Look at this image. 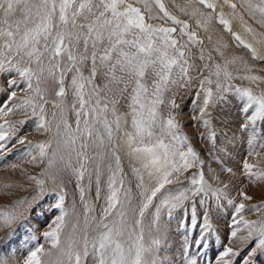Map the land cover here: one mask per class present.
<instances>
[{
	"label": "snow or ice",
	"instance_id": "1",
	"mask_svg": "<svg viewBox=\"0 0 264 264\" xmlns=\"http://www.w3.org/2000/svg\"><path fill=\"white\" fill-rule=\"evenodd\" d=\"M200 3L206 4V0H200ZM244 3L253 18L259 14L258 22L264 25V0H259V3L244 0ZM206 6L214 10L213 4L207 3ZM231 7L235 9L236 5L231 4ZM160 8L164 11L163 4H160ZM17 12L20 13V17L14 18ZM164 16L173 24L182 23L170 16L167 11H164ZM220 23L228 25L223 16L220 17ZM187 28L188 25L183 24V29ZM228 30L231 31L230 26ZM248 30L251 31V29ZM176 31L175 27H153L146 24L140 9L127 3V0H0V72L15 70L26 80L27 87L43 100V94L38 85L45 71V58L51 65L48 68V74L54 75L52 69H60V62L53 63V61L56 57L67 53L70 66L66 70L60 69L58 81L60 87L57 95L66 96L65 72L75 70L71 80L75 97L71 110L75 115V126L69 123L63 102L54 104L53 107L61 110L56 123L57 151L62 145L66 150L75 152L79 167L72 168V171L81 182L88 172V165L90 163L93 165L97 177V199H99L101 167L103 166L108 173L109 191L99 219L94 215L95 208L86 205L87 212L93 215L85 218L82 233L78 234L79 221L72 225L73 235L63 248H61L60 237L67 226L66 211L57 218V227L44 234L45 239L51 242V246L60 251V257L55 264H159L157 258L159 239L153 237L145 243L143 221L147 210L154 205V201L157 202L153 224L158 225L161 209H166L171 219L173 211L183 208L184 201L191 196L207 194L202 172L199 177L193 176L188 181L190 187L166 189V185H171L187 169L194 167L197 160V153L191 146H187L186 152L182 150L186 137L180 136L175 119L169 116L165 120L159 111V105L164 103L163 93L170 83L174 67L179 69L181 81L179 86L183 87L185 78L191 79L188 77L185 52L177 47L178 42L172 38V34ZM183 34L190 41L195 42L194 34L186 32ZM235 39L244 44L240 36L237 35ZM81 40L84 44V52L79 56V65L82 66L89 58L91 59L90 75L87 78L83 76L81 67L77 64L78 57L71 50L78 46ZM105 41L107 46L101 48ZM89 46L92 48L91 53L88 52ZM244 46L251 49L254 56L256 55L251 45L244 44ZM33 63L37 65L35 69L30 66ZM234 63L235 61H226L223 67L216 64L215 70H210V76L216 77L215 81L207 78L200 82V87L204 88L205 84L215 83L219 93L218 98L223 100V93L233 89V85L228 82L234 78H240L234 77L228 70V65ZM98 64L105 68V76L109 78L110 83L123 85L119 91L121 96L125 92L129 93L127 97L129 111L126 115L118 112L116 108L118 99L104 101L101 98L100 90L94 84ZM149 67L154 69L157 77L150 96L149 88L144 81ZM117 73L120 75L118 76ZM243 78L253 82L261 79L255 75ZM33 79L36 80V88H33ZM86 83L92 85L91 92H85ZM133 84L129 92V86ZM109 91L112 89L109 88ZM235 93L242 99H246L245 112L255 105V114L251 116L253 122L258 117L264 118V93L254 94L250 88H235ZM15 95V92L11 93L13 98ZM212 98L213 91L209 87L203 101L205 107L212 102ZM109 103L112 105L111 108ZM19 104L30 107L33 115L39 112L38 128L44 132L51 131L45 114L46 100L40 104L32 100L21 101ZM171 106L176 107L175 101L171 102ZM0 107H3L2 101H0ZM129 116L131 130L122 126L128 125ZM53 118H56V113H53ZM12 131L11 126L0 125V155L8 150ZM121 140L127 148V155L139 163V167L135 170L138 173V186L141 189L142 200L138 218L134 221L128 218L127 193L121 195L124 189L123 167L121 157L118 155ZM89 142L94 150L105 149V152L97 151L94 156L89 157L87 152ZM16 143L23 145L25 140L17 138ZM12 146L15 147V144ZM51 148V141L29 145L18 155L30 156L32 162H43L47 159L48 167L52 168L55 153L49 155ZM109 151L111 162H108L106 158ZM60 160L64 161L63 155L60 156ZM71 167L72 160L69 158L65 162V168ZM251 167L247 163L244 164L245 170ZM38 183L43 189L45 181L40 180ZM213 195L219 207L222 194L217 190L213 192ZM80 196L83 200L82 183ZM244 199H251V197L245 195ZM63 203L64 198L61 196L57 207L62 208ZM197 203L204 204V197L201 196L200 200L193 201L188 206L191 217L186 222V228L196 229L198 223H202L203 227L195 241L197 253H199L202 248L207 247L204 237L206 233L212 231V225L207 212L202 214L198 221ZM233 203L232 200H227L228 205L231 206ZM244 209L243 203L234 208L235 217L239 219L233 218L234 230L230 232V236L236 238L237 232L245 228L248 234L240 240L241 242L252 241V246L243 256L233 251L231 247L225 248L220 256L221 259L228 256L240 257L241 264H250L251 258L258 255L257 249H259V256L264 257V222L256 224L243 220L242 228L236 227L241 224V213ZM252 210H255V207ZM0 218L6 225H10L16 216L6 211L0 213ZM14 235L9 233L3 243L9 244ZM51 255L50 252H45L43 245H36L29 250L25 264H45L42 257ZM0 264H8L2 255H0ZM188 264H197V262L194 258H189Z\"/></svg>",
	"mask_w": 264,
	"mask_h": 264
},
{
	"label": "rangeland",
	"instance_id": "2",
	"mask_svg": "<svg viewBox=\"0 0 264 264\" xmlns=\"http://www.w3.org/2000/svg\"><path fill=\"white\" fill-rule=\"evenodd\" d=\"M253 3H259V0H252ZM133 7L139 8L145 18V23L153 27H175L177 31L172 34L177 47L185 52L184 59L188 64V77L185 78L183 87L179 86V69H173L170 83L167 90L163 93L164 103L159 105V111L166 120L169 116L173 117L179 126V134L182 138L186 137L183 151H187V146H191L197 153V160L194 167L187 169L178 180L171 185H166V189H179L188 185V181L193 177H199L203 173L205 181V191L197 196H191L184 201V207L174 210L172 218L169 219L166 209H161L158 225L153 224L156 201L145 213L144 238L148 243L151 238L159 239L158 261L159 264H188L189 258H194L197 264H241L240 257L228 256L221 259L220 253L225 248L231 247L233 251L239 252L241 256L252 246V241L241 242L240 238L248 234V230L242 228L243 220L259 224L264 222V118L258 117L255 122L251 116L255 114L253 108L248 109L246 99H242L235 88H250L254 94L264 93V61L258 60L249 48L245 47L235 39L238 35L236 28L232 24V19L238 22L248 30L249 36H253L262 42L264 47V25L259 23V14L255 18L250 14L244 0H206L207 3L214 5V10L209 9L206 4H201L200 0H127ZM160 4H163L164 11L182 23L173 24L171 20L164 16ZM231 4H235L233 9ZM219 11V12H218ZM223 13V14H222ZM229 14L231 17H228ZM228 22V25L220 23V17ZM20 17L17 12L16 17ZM183 24L188 28L183 29ZM231 28V31L228 28ZM241 32V30L239 29ZM194 34L195 42L190 41L183 33ZM239 36V35H238ZM241 38V37H240ZM241 40H243L241 38ZM75 43V42H74ZM105 41L102 47H106ZM78 57L84 52V44H80L71 49ZM92 48L89 46L88 52ZM171 51V50H169ZM203 55V59H201ZM60 62V69H67L70 65L67 60V53L56 57L53 63ZM226 61H235L228 65V70L233 73L234 78L228 83L233 85L232 90L223 93L224 99L218 98L216 85H204L200 87V82L210 78L215 81L214 75L210 76V70H215V65L224 66ZM23 66V65H21ZM33 69L37 67L35 63L30 65ZM83 66V76L90 75L91 59L85 62ZM207 66V67H206ZM47 58H45V71L41 77L38 87L43 94V100L34 94L27 87L26 80L19 76L15 71L0 72V101L3 107H0V125L11 126V143L8 150L0 155V213H13L16 218L10 224L6 225L0 218V255L8 261V264H25L28 252L36 245H43L45 252H50L51 256H44L42 259L45 264H55L60 257V251L51 246V242L46 240L44 234L51 232L57 227V218L67 212L66 227L60 237L61 248L66 247L73 233L72 225L79 221L78 234L82 233L85 227V218L90 217L86 205L91 206L92 201L97 206L96 217L100 218L101 209L104 206L105 199L108 196V173L105 176L104 189L97 199L96 175L92 164L88 165V172L85 174L83 182L79 181L72 168H78L75 152L66 150L62 145L57 151L56 123L61 115V110L53 107L54 104L63 102L66 109V117L69 123L75 126V115L71 110L74 102V90L71 85L73 72H65L64 88L66 96L57 95L60 87V69L53 68L54 75L48 74ZM119 76L120 73H117ZM258 76L261 79L251 81L244 79L245 76ZM157 80L155 71L149 67L144 81L151 94L154 82ZM171 81H175L174 83ZM33 88L37 87L36 80L32 81ZM94 84L100 90V96L104 101L118 99L116 105L118 112L126 115L128 109V92L123 96L119 94L123 85L110 83L109 78L105 76V68L99 66ZM107 86V87H106ZM134 86H129V92ZM211 87L213 91L212 102L204 106V98L207 88ZM109 88L112 91H109ZM92 85L86 83L85 92H91ZM15 92L13 98L11 93ZM32 100L34 103L45 104L46 119L49 121L51 131L44 132L38 128L39 112L33 115L30 107L20 106L19 102ZM175 101L176 107L171 106ZM109 107L112 105L109 103ZM203 110V112H202ZM56 113V118H53ZM128 125H122L129 130L131 117H128ZM246 125V127H245ZM17 138H23L25 144L16 143ZM52 142V148L49 149V155L54 156L53 167H48V160L43 162H32L31 157L27 155H18L29 145ZM15 144V147L12 145ZM90 146L87 149L89 157L96 152L104 153L105 149L94 150ZM118 155L121 157L123 167L124 189L121 191L123 196L125 192L128 196L129 204L127 206L128 218L135 220L138 218L139 207L141 204V189L138 184V173L135 170L139 163L127 155V148L120 141ZM64 156V161L60 156ZM71 158L72 167L65 168V162ZM108 162H111V152H107ZM252 167L245 170L244 164ZM48 173V175H45ZM103 176V166L99 180ZM44 180L43 189L38 181ZM84 187V198L81 200L80 186ZM219 191L221 195L220 206H217L213 192ZM247 195L251 199H244ZM63 196V207H57L60 203V197ZM204 197L205 203L196 204V215L199 218L207 212L209 221L212 225V231L205 234L207 247L202 248L199 253L195 246V241L203 227L198 223L196 229L186 228V222L190 220L191 210L188 207L193 201ZM227 200H232L233 205H228ZM245 205L241 213L242 221L240 225L242 230L237 232V237L232 238L230 232L233 229L232 223L235 217L234 208L239 204ZM255 210H252L254 209ZM111 218V217H110ZM239 219V217H235ZM14 233V237L9 244H4V238ZM251 258L250 264H264V257L259 256Z\"/></svg>",
	"mask_w": 264,
	"mask_h": 264
},
{
	"label": "bare ground",
	"instance_id": "3",
	"mask_svg": "<svg viewBox=\"0 0 264 264\" xmlns=\"http://www.w3.org/2000/svg\"><path fill=\"white\" fill-rule=\"evenodd\" d=\"M219 12V11H218ZM223 14V13H222ZM227 16L228 17H230V19L231 18H233V17H231L229 14H227ZM232 24L235 26V28H236V33L243 39V41L245 42V44H247V45H251L252 46V49H254L255 50V53H256V55H255V57L258 59V60H260V61H264V47H263V44H262V42L261 41H259L258 39H256L255 37H253V36H249L250 35V33L248 32V30L247 29H245V28H243L242 26H236V25H238V22L237 21H234L233 19H232ZM239 29L241 30V32L239 31ZM251 52H252V50L251 49H249ZM253 53V52H252ZM80 67H81V71H82V73H83V66H81L80 65ZM107 160H108V158H107ZM92 167H93V165H92ZM106 173H107V171L104 169V167H103V176L101 177V179H100V193L102 192V190L104 189V185H105V176H106ZM91 207H94L95 208V213H94V215L96 216V209H97V206L94 204V201H92V203H91ZM93 215V213H90V216H92Z\"/></svg>",
	"mask_w": 264,
	"mask_h": 264
}]
</instances>
